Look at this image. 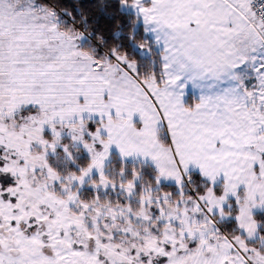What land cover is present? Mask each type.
Returning <instances> with one entry per match:
<instances>
[{
    "label": "snow or ice",
    "instance_id": "obj_1",
    "mask_svg": "<svg viewBox=\"0 0 264 264\" xmlns=\"http://www.w3.org/2000/svg\"><path fill=\"white\" fill-rule=\"evenodd\" d=\"M0 264H264V0H0Z\"/></svg>",
    "mask_w": 264,
    "mask_h": 264
},
{
    "label": "trees",
    "instance_id": "obj_2",
    "mask_svg": "<svg viewBox=\"0 0 264 264\" xmlns=\"http://www.w3.org/2000/svg\"><path fill=\"white\" fill-rule=\"evenodd\" d=\"M65 3H70V0H64Z\"/></svg>",
    "mask_w": 264,
    "mask_h": 264
}]
</instances>
